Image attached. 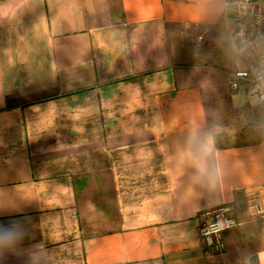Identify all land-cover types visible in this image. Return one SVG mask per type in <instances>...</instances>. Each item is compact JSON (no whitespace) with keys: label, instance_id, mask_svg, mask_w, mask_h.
I'll return each instance as SVG.
<instances>
[{"label":"crops","instance_id":"crops-1","mask_svg":"<svg viewBox=\"0 0 264 264\" xmlns=\"http://www.w3.org/2000/svg\"><path fill=\"white\" fill-rule=\"evenodd\" d=\"M235 0H0V264H264V105ZM211 136L212 185L187 156ZM240 221L207 250V211Z\"/></svg>","mask_w":264,"mask_h":264},{"label":"built area","instance_id":"built-area-1","mask_svg":"<svg viewBox=\"0 0 264 264\" xmlns=\"http://www.w3.org/2000/svg\"><path fill=\"white\" fill-rule=\"evenodd\" d=\"M234 36L244 67L230 75V88L238 91L247 85V99L253 105H264V0H235ZM264 139V126H263ZM257 210L264 216L260 198ZM232 207L222 206L207 211L208 220L200 228L207 250L221 252L225 249L223 232L236 227L240 221L232 214Z\"/></svg>","mask_w":264,"mask_h":264},{"label":"clouds","instance_id":"clouds-1","mask_svg":"<svg viewBox=\"0 0 264 264\" xmlns=\"http://www.w3.org/2000/svg\"><path fill=\"white\" fill-rule=\"evenodd\" d=\"M212 138L211 136L200 137L193 132L188 140L187 156L195 168L198 178L212 185L216 180V172L211 163ZM21 233L14 225H0V245L14 243Z\"/></svg>","mask_w":264,"mask_h":264}]
</instances>
